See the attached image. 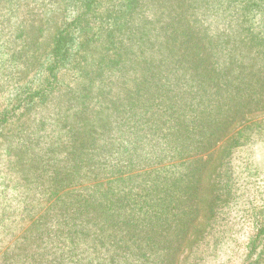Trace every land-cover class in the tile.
<instances>
[{
	"label": "trees",
	"instance_id": "trees-1",
	"mask_svg": "<svg viewBox=\"0 0 264 264\" xmlns=\"http://www.w3.org/2000/svg\"><path fill=\"white\" fill-rule=\"evenodd\" d=\"M143 1L63 0L69 17L33 77L0 93L1 139L10 122L45 105L73 79L87 80L92 86L98 79L117 78L121 83L124 89L116 95L114 111L128 115L127 121L121 122L120 116L113 129L104 132L105 137L94 143L83 141L79 151L75 148L78 162L68 177L77 172L87 176L75 188L64 187L59 196L64 208L59 225L78 228L67 231L73 238L70 242H83L88 231H94L96 250L107 245L99 253L101 259L97 258L108 264H174L164 257L176 252L199 217L204 173L221 134L241 110L254 102L260 108L264 104V74L263 82L256 84L236 75L224 66L225 61L209 54L210 48L199 46L195 33L157 40L158 49L164 48L165 53L148 60V33L135 34L133 27L132 31L123 27L144 8ZM202 2V8L227 4L247 29V39L264 47V0ZM2 19L0 14V56ZM103 31L109 45L88 70L89 48ZM259 51L264 56V50ZM129 63L140 70L131 75ZM259 131L264 133V129ZM173 140L177 145L170 146ZM233 142L224 151L212 187L209 230L201 235L205 238L199 240L189 264H264V182L259 179L244 185L234 176L235 152L249 146ZM196 155L200 157L194 159ZM146 159L155 163L142 164ZM102 173L106 175L99 177ZM68 177L65 174L63 180Z\"/></svg>",
	"mask_w": 264,
	"mask_h": 264
},
{
	"label": "rangeland",
	"instance_id": "rangeland-1",
	"mask_svg": "<svg viewBox=\"0 0 264 264\" xmlns=\"http://www.w3.org/2000/svg\"><path fill=\"white\" fill-rule=\"evenodd\" d=\"M143 3L144 8L129 20L132 26L126 16L128 24L123 27L130 31L133 27L135 34L148 33V60L165 53L164 48L158 49L157 40L177 33L189 32L192 36L195 33V37H199V46L210 48L209 54H216V58L225 61L224 66L236 75L240 73L242 78L247 77L254 84L263 82L264 56L259 50L264 47L247 39V29L239 24L236 20L239 18L227 4L223 7V3L217 2L202 8V0H145ZM104 11L103 7L101 12ZM0 14L3 16L1 93L33 77L69 14L63 0H0ZM105 34L103 31L100 40L89 48L86 69H93L105 54L109 45ZM127 67L131 75L139 69L133 63ZM78 79L66 83L45 105L10 122L0 139V262L4 264H108L107 260L97 258L99 253L105 252L107 245L96 250L94 231L89 230V236L83 242L76 245L70 242L73 238L67 231L74 232L78 228L71 230V227L59 225L58 218L64 210L59 196L64 187L75 188L78 181L87 176V173L81 175L74 171L77 173L68 177V172L78 162L73 154L75 148L77 151L83 141L94 143L105 137L106 130L113 129L120 116L123 117L121 122L127 121L129 116L114 111L118 104L116 95L124 89L117 83V78L98 79L94 86L87 80ZM65 88L72 92L66 93ZM256 103L235 115L231 125L221 134L204 173L198 202L199 217L190 225L187 237L176 252L164 257L167 261L170 257L174 264H189L199 240L205 238L201 235L210 227L208 206L213 201L212 187L223 163L224 151L232 141L233 145L237 141L243 144L252 137L250 142L239 146L250 148L235 152L234 176L244 185L250 181L254 184L259 179L264 182V133L259 131L264 129V104L260 108ZM127 128L128 124L124 129ZM177 131H173L174 136ZM234 135L237 137L231 141ZM130 139L135 141L134 137ZM101 141L104 140L99 142L103 144ZM174 145H177L175 140L170 142V146ZM199 157L196 155L194 159ZM153 161L146 159L141 163L148 165L155 163ZM165 163L170 162L167 159ZM65 174L67 181L63 180ZM99 257L101 259V255Z\"/></svg>",
	"mask_w": 264,
	"mask_h": 264
}]
</instances>
